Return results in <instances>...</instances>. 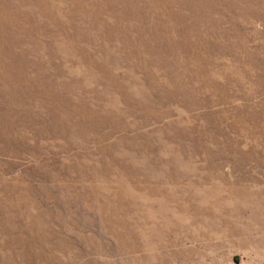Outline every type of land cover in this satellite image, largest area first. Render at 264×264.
<instances>
[{"label": "rangeland", "instance_id": "374dc122", "mask_svg": "<svg viewBox=\"0 0 264 264\" xmlns=\"http://www.w3.org/2000/svg\"><path fill=\"white\" fill-rule=\"evenodd\" d=\"M0 264H264V0H0Z\"/></svg>", "mask_w": 264, "mask_h": 264}]
</instances>
